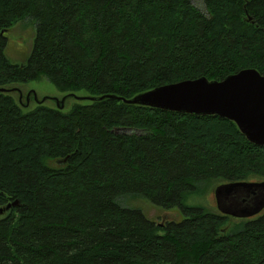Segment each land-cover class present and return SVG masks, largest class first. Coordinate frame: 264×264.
Masks as SVG:
<instances>
[{
    "label": "trees",
    "instance_id": "obj_1",
    "mask_svg": "<svg viewBox=\"0 0 264 264\" xmlns=\"http://www.w3.org/2000/svg\"><path fill=\"white\" fill-rule=\"evenodd\" d=\"M203 2L0 0V90L47 78L93 97L24 110L0 91V264H264V209L228 231L229 216L188 203L212 180L251 184L264 201V146L220 116L118 100L264 75V0ZM27 19L32 50L13 64L7 34ZM125 196L183 219L156 223Z\"/></svg>",
    "mask_w": 264,
    "mask_h": 264
},
{
    "label": "water",
    "instance_id": "obj_2",
    "mask_svg": "<svg viewBox=\"0 0 264 264\" xmlns=\"http://www.w3.org/2000/svg\"><path fill=\"white\" fill-rule=\"evenodd\" d=\"M35 100L38 101L36 95ZM118 100L196 116H220L234 122L250 142L264 146V75L254 69L243 70L222 81H209L207 78L182 81L139 94L130 100ZM249 186L252 187L247 183H230L219 187L216 198L221 212L240 218L253 217L261 212L264 201L255 197L257 193L253 189L248 192ZM9 208H1L0 215Z\"/></svg>",
    "mask_w": 264,
    "mask_h": 264
},
{
    "label": "rangeland",
    "instance_id": "obj_3",
    "mask_svg": "<svg viewBox=\"0 0 264 264\" xmlns=\"http://www.w3.org/2000/svg\"><path fill=\"white\" fill-rule=\"evenodd\" d=\"M194 5L199 7L201 10L204 8L203 0H191ZM36 36V25L31 20H24L19 22L11 31L7 34L8 45L5 50V55L9 61L13 64H24L27 62V59L31 53L33 41ZM5 89V88H3ZM7 93L11 94L19 103L20 102V93L22 98L20 102L24 110H32L37 104L38 101L49 98L45 102V105L54 108L60 109L64 112H68L76 103H87L89 98L85 91L80 92H66L63 93L59 91L53 84H51L47 78H43L40 81H34L29 84H15L10 87H7ZM36 94L38 101L31 98L29 102L26 100L27 94ZM61 103V105H60ZM203 183L202 192L199 196H193L189 200V204L202 206L206 211L211 212H221L219 204L216 198V191L219 187L224 185V181L212 180V182ZM120 203L128 208L137 209L141 211L148 219L156 223H163L168 220L173 221H182L183 215L178 209L172 210H163L159 207L154 206L149 200L144 197H132L125 196L120 200ZM222 213V212H221ZM229 216L230 220L226 224L228 231L231 229H236L240 222H246L251 219L249 218H240L239 216L224 214ZM5 214L0 215V218Z\"/></svg>",
    "mask_w": 264,
    "mask_h": 264
},
{
    "label": "flooded vegetation",
    "instance_id": "obj_4",
    "mask_svg": "<svg viewBox=\"0 0 264 264\" xmlns=\"http://www.w3.org/2000/svg\"><path fill=\"white\" fill-rule=\"evenodd\" d=\"M35 95H36L35 93H33V94H27L26 100H27V98H28V100H31V98L35 99ZM21 98H22V94L20 93V102H22L21 101ZM247 189H248L247 191L251 193V186L247 187Z\"/></svg>",
    "mask_w": 264,
    "mask_h": 264
}]
</instances>
